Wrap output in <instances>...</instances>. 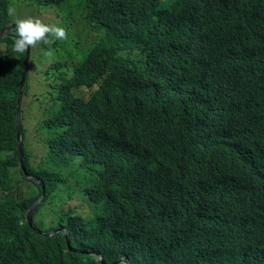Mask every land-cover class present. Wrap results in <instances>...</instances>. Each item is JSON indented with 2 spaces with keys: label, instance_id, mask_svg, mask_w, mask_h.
I'll return each instance as SVG.
<instances>
[{
  "label": "clouds",
  "instance_id": "1",
  "mask_svg": "<svg viewBox=\"0 0 264 264\" xmlns=\"http://www.w3.org/2000/svg\"><path fill=\"white\" fill-rule=\"evenodd\" d=\"M118 3L96 32L68 2L0 0V264H264V4L249 53L220 43L168 70L198 103L183 133L144 102L160 81L141 83L139 30L159 1ZM212 158L235 164L230 191L201 174Z\"/></svg>",
  "mask_w": 264,
  "mask_h": 264
},
{
  "label": "trees",
  "instance_id": "2",
  "mask_svg": "<svg viewBox=\"0 0 264 264\" xmlns=\"http://www.w3.org/2000/svg\"><path fill=\"white\" fill-rule=\"evenodd\" d=\"M158 1L159 9L152 8L150 12L153 21L147 24L143 22L139 30L142 38L143 63L146 62L150 68L143 66L141 83L160 81V83L154 82L158 90L148 94L144 102L151 109L149 110L151 113L166 118L164 124L167 127L183 129L186 123L184 118H193V115L187 116L186 112L190 108L195 109L198 103L181 97L179 80L182 75L169 76L168 70L189 68L207 58L212 48L220 43H233L237 46V51L249 53L250 44L244 41L241 29L243 25L255 19L253 8L256 4H264V0H227L222 6L220 1L208 9L210 13L198 19L193 11L201 7L204 0ZM62 2H68L79 8L76 10V15L85 29L96 32L104 29L105 23L101 20L104 15L115 12L120 5L118 0H45V5L55 11ZM263 16L256 20L262 26H264V19L261 21ZM9 20V16L0 10V25ZM61 20L70 25L67 21L69 18L61 16ZM70 26L74 33V27ZM9 44L10 41L7 42V46ZM87 113L90 115L89 107ZM0 117L10 122L11 117L6 111L0 113ZM77 120L78 118H72L71 123ZM186 132L187 129H183V133ZM210 139L220 144L218 139L214 137ZM217 156L218 154L211 155V157ZM218 166L219 164L212 158L208 167L200 172L212 182L222 181L225 190L230 191L237 176L236 166L233 162L227 164V161ZM153 167L154 164L150 163L141 171L148 173ZM201 180L202 178H199V181ZM238 206L240 210L241 203ZM232 215L233 212L230 211L227 218Z\"/></svg>",
  "mask_w": 264,
  "mask_h": 264
},
{
  "label": "rangeland",
  "instance_id": "3",
  "mask_svg": "<svg viewBox=\"0 0 264 264\" xmlns=\"http://www.w3.org/2000/svg\"><path fill=\"white\" fill-rule=\"evenodd\" d=\"M44 13V12H43ZM45 15H48L47 13H44Z\"/></svg>",
  "mask_w": 264,
  "mask_h": 264
}]
</instances>
